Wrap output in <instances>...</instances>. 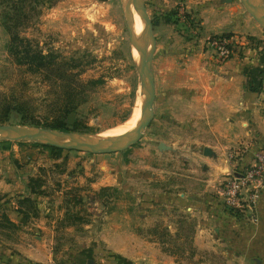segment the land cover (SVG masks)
I'll return each instance as SVG.
<instances>
[{
    "label": "crops",
    "instance_id": "obj_1",
    "mask_svg": "<svg viewBox=\"0 0 264 264\" xmlns=\"http://www.w3.org/2000/svg\"><path fill=\"white\" fill-rule=\"evenodd\" d=\"M223 1L203 10L196 50L191 43L177 47V125L191 136L177 138V159L189 165L190 175L177 178V203L161 207L149 197L148 204L103 206L97 194L119 186L122 175H61L66 190L81 189L92 209L84 219L67 215L68 222L41 217L39 206L35 216L24 201L38 196L31 181L39 175L7 169L19 154H0V264H264V191L256 223L228 209L221 197L223 178L237 166L248 167L264 149V33L236 30L240 11ZM231 10L236 13L230 18ZM221 33L234 38L235 54L218 64L202 43ZM235 151L240 158L232 162ZM163 228L171 240L160 234Z\"/></svg>",
    "mask_w": 264,
    "mask_h": 264
},
{
    "label": "rangeland",
    "instance_id": "obj_2",
    "mask_svg": "<svg viewBox=\"0 0 264 264\" xmlns=\"http://www.w3.org/2000/svg\"><path fill=\"white\" fill-rule=\"evenodd\" d=\"M17 1L14 0L15 3ZM145 2L157 39L153 60L155 116L135 146L113 154L93 155L63 150L60 156H54L50 150L33 142H0L1 155L12 153L14 157L19 154L16 158L18 162L11 158L7 169L24 172L25 175H39L34 178L37 179L34 187L38 196L31 199H37L34 201L40 213V208L44 211L41 217H63L65 222L69 221L67 215L84 219L93 207L94 203L83 197L81 189L74 187L67 191L66 182H61V175H114V172L122 175L119 186L101 190L97 194L98 202L103 206L134 205L139 202L148 204L149 197L157 200L161 207L177 203L172 200L177 199V178L181 174L184 178L190 176L189 165L177 159L180 155L177 138L180 136L189 140L191 137L177 125V47L191 43L192 49L196 50L204 29L201 25L202 12L212 4L219 3V0ZM233 2V7L237 6L240 12L236 14L232 26L242 32L254 28L264 33V28L247 12L242 2ZM127 6V0H26L24 6H19L21 10H17L20 11L19 26L14 28L12 23L14 33L30 41L35 50L54 52L61 57L60 60H71L74 73L86 88L83 94H78L77 99L83 104L69 116L68 124L72 127L76 120L82 121L87 128L81 133L99 135L96 138L79 137L80 141L109 140L108 137L104 139L106 133L110 134V131L141 116L145 83L139 69V54L132 41L133 38L135 44L140 43L135 41L134 24L135 12H140L131 3V38ZM6 11H9L8 4L0 0V119L8 118L6 125L41 128L42 125L36 126L32 124L33 121L42 124L53 121L58 115L55 113L62 91L45 74L31 71L10 52L11 34L3 25ZM10 13L15 14L13 10ZM232 13L236 12L231 10L226 16L231 18ZM234 35L245 37L246 40L252 37L249 34ZM18 45L21 49L25 44ZM151 47L150 42L149 49ZM161 143L170 149L161 150ZM92 160L96 165L94 170L89 165ZM81 165H84L82 170ZM100 166L103 167L102 171L98 170ZM0 167L5 166L1 164ZM132 175L140 179L132 180ZM102 214L100 212L97 216ZM171 215V220L177 221V211H172ZM69 217L75 220L73 216ZM160 234L172 239L164 228ZM175 247L177 250V243Z\"/></svg>",
    "mask_w": 264,
    "mask_h": 264
},
{
    "label": "water",
    "instance_id": "obj_3",
    "mask_svg": "<svg viewBox=\"0 0 264 264\" xmlns=\"http://www.w3.org/2000/svg\"><path fill=\"white\" fill-rule=\"evenodd\" d=\"M247 12L264 28V1L263 0H240ZM225 3H231L233 0H224ZM131 3L135 5L142 15L145 33L144 39L135 44L132 38L130 13ZM127 21L128 30L130 32L133 44L139 54V69L142 72L145 83V100L142 107L141 119L138 123L137 130L130 137L120 140H107L104 145L93 146L79 141L64 142L56 139L49 138L46 134H53L61 137H84V138H96L99 135L85 134L81 132H66L60 130H54L44 127H30L25 125H0V142L3 141H24L33 142L38 145L54 147L62 150H75L93 155H104L121 153L135 146L142 138L145 129L151 124L154 119V105L156 99V83L155 75L153 71V60L157 50V39L154 33V24L151 19L145 0H127ZM152 43L151 49H149V43ZM160 149H170L164 143H161ZM206 154L209 155L210 149L206 148ZM92 262V261H91Z\"/></svg>",
    "mask_w": 264,
    "mask_h": 264
},
{
    "label": "trees",
    "instance_id": "obj_4",
    "mask_svg": "<svg viewBox=\"0 0 264 264\" xmlns=\"http://www.w3.org/2000/svg\"><path fill=\"white\" fill-rule=\"evenodd\" d=\"M26 0H19L16 3L14 0H3V2L8 4L9 11H6L3 16V25L7 28V31L11 34V45L10 52L19 59L23 61L28 68L40 74H45L47 78H50L56 87L61 89V95L58 103V114L53 121H45V123L35 122L32 124L36 126H41L44 128H50L54 130L66 131V132H84L87 125L82 121L76 120L72 127L68 124V119L71 114L78 111L79 107L83 104L78 97V94H83L85 92L84 83L80 82L77 78V74L74 73V68L71 65V60H66L63 58L60 60V56L54 52L45 53L41 50H35L31 45L30 41L22 39L18 34L14 33V28H17L20 23L19 13L21 7L24 6ZM12 10L15 14H12ZM17 11V12H16ZM13 23V27H12ZM18 43H23V47L20 49ZM73 61V60H72ZM84 88V90L82 89ZM8 118L0 119V125L6 124ZM9 145L12 143H8ZM21 145L24 143H20ZM38 146V145H36ZM54 155L60 156L63 152L62 149L42 146ZM37 181H31V187L36 185ZM25 205L29 210L36 216V203L31 198L25 199ZM28 218V215H25ZM79 264V263H77Z\"/></svg>",
    "mask_w": 264,
    "mask_h": 264
},
{
    "label": "built area",
    "instance_id": "obj_5",
    "mask_svg": "<svg viewBox=\"0 0 264 264\" xmlns=\"http://www.w3.org/2000/svg\"><path fill=\"white\" fill-rule=\"evenodd\" d=\"M203 52L216 63L223 64L235 54V40L225 35L210 37L204 43ZM240 152L229 155L230 161L237 162ZM264 191V149L257 151L253 161L246 168H234L221 181L223 204L241 215L247 221H258V202Z\"/></svg>",
    "mask_w": 264,
    "mask_h": 264
},
{
    "label": "bare ground",
    "instance_id": "obj_6",
    "mask_svg": "<svg viewBox=\"0 0 264 264\" xmlns=\"http://www.w3.org/2000/svg\"><path fill=\"white\" fill-rule=\"evenodd\" d=\"M141 18H142V15H141ZM140 18V14L138 12H135V20H134V24H135V31H136V37H135V41H139L141 42L143 39H144V21H143V18L141 20ZM140 114V113H139ZM141 119V116L139 117L136 116V118H133L132 120H130V122L128 123H125L123 126H121L120 128H116V130H113V131H110L109 133L110 134H107L104 136H100V137H103L104 136V139L105 137L109 140H120V139H124V138H127V137H130L131 135H133L135 133V131L137 130V127H138V123ZM49 138H52V139H56V140H60V141H64V142H70V141H79L81 143H85V144H89V145H94V146H99V145H104L105 141L107 140H99V141H90V140H87V141H80L78 138L79 137H61V136H56V135H53V134H49L47 133L46 134ZM112 138V139H110ZM75 139H78V140H75Z\"/></svg>",
    "mask_w": 264,
    "mask_h": 264
}]
</instances>
